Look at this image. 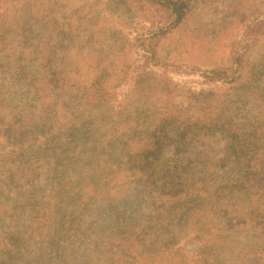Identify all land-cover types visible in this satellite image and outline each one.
Instances as JSON below:
<instances>
[{
	"label": "rangeland",
	"instance_id": "1",
	"mask_svg": "<svg viewBox=\"0 0 264 264\" xmlns=\"http://www.w3.org/2000/svg\"><path fill=\"white\" fill-rule=\"evenodd\" d=\"M174 1L182 7L183 18L157 44L163 59L158 64L142 55L154 47L142 41L151 26L148 15L125 0L0 3V173L15 166L18 154L6 137L17 134L19 122H30L34 107L43 108L50 97L68 93L69 86L75 88L76 98L82 96L87 102L85 98L97 88L100 98L92 105L97 135L188 137V143L177 146L166 140L160 160L167 166L178 164L182 175L191 174L197 183L194 188L206 191L196 195L200 202L192 208L193 223L174 231L152 228L144 234L111 231L154 216L159 205L156 195L142 198L138 191L143 188L134 186L123 202L96 196L85 212L89 232L75 249L79 264L264 263V75L258 73L250 88L235 87L233 81L206 82L202 76L206 70L228 65L246 44H250L246 69L234 63V76L264 69V30L258 36L249 33L258 20H264V0ZM92 82L99 86H91ZM37 89L45 94L34 95ZM80 117L88 119L86 112L69 114V120ZM222 137L247 141L244 148L253 154L256 167H244L229 156ZM109 148L119 151L121 169L131 180L128 153L117 142ZM21 157L26 160V154ZM90 166V161L78 165L73 175L71 165L64 167L62 178L72 190L62 202L65 227L81 209L82 185L76 177L90 172L88 180L96 191L118 189L104 173L92 175ZM51 169L40 168L47 173L41 183L49 181V187L57 178L53 165ZM216 188H226L222 192L226 196L208 200L219 194ZM229 188H233L230 193ZM14 262L0 254V264Z\"/></svg>",
	"mask_w": 264,
	"mask_h": 264
},
{
	"label": "trees",
	"instance_id": "2",
	"mask_svg": "<svg viewBox=\"0 0 264 264\" xmlns=\"http://www.w3.org/2000/svg\"><path fill=\"white\" fill-rule=\"evenodd\" d=\"M125 1L130 6L146 12L148 16L145 18L151 24L147 29L148 36L142 41H150L154 47L147 48L149 54L143 53V57L147 61L155 60V64L163 62L155 48L181 22L182 7L174 0ZM263 30L264 20L260 19L250 28L249 33L258 36ZM244 47L243 53L232 55L228 65L202 72L204 80L211 83L233 81L235 87H252L258 73L263 72L264 75V69L252 70L246 77L242 72L234 76V63L240 69H246L245 56L250 44ZM92 83L91 86L97 85L96 82ZM68 88V93H57L52 97L49 91L50 98L42 104L43 108L34 107V114L28 118L30 122L24 123L25 125L19 122V128L14 129L17 134L10 132L11 137H6L18 154L13 161L15 166L4 167V171L0 173V254L4 260H15L12 264H79L75 249L78 250L81 237L89 232L87 229L90 225L85 212L90 209L88 204L96 196L104 195L107 199L115 197L123 202L128 191L134 186L143 188L142 192L138 191L142 198L156 195L159 205L155 207L154 216H145L141 221H130L115 226L116 229L111 231L144 234L152 228L156 231H174L193 223L192 208L194 203L200 202L196 195L206 192L202 188H194L197 183L193 181L191 174L182 175L178 164L173 162V165L167 166L160 160L166 140L177 146L182 142L188 143V137H117L118 140L116 137H100L97 135L98 124L93 118L96 116L93 114L96 107L92 106L98 104V89H93L91 97L85 98L87 102H84L82 96L75 97L76 90L73 86ZM44 92L45 90L37 89L34 95L39 96L45 94ZM100 101L101 104L105 102L104 99ZM79 103L83 106L80 107ZM84 112L87 113L88 119L80 117L77 121L69 120V114L75 116L76 113ZM222 138L229 156H234L235 161L244 164V167H256L253 154L244 148L247 141H241L239 137ZM112 141L120 143L122 150L128 153V163L132 168L131 180L126 169H121L119 151L109 148ZM23 154H26V160L21 157ZM30 159L32 161L28 163ZM88 161L91 163L89 168L92 175L99 171L104 173L106 180H113L118 189L110 187L109 190L96 191L88 180L90 172L76 177L82 185L81 209L68 220L65 227V221L60 214L65 209L62 202L72 190L67 189V180L62 178L64 167L71 165L73 175L78 165ZM52 165V172L57 178L51 181L49 187V181L47 184L41 183V176H47V173L40 171V168L46 166L52 170ZM51 174H48L49 179ZM232 189L229 188L226 192L230 193ZM225 190L226 188L214 189L219 194L209 196L208 200L215 201L226 196L222 193ZM114 191L116 193L113 195ZM199 196L203 199V194ZM187 198L188 201H182ZM109 202L112 203L111 200ZM110 224L113 226V223ZM70 234H73V237ZM64 239L68 242L66 246L60 242ZM30 241L35 244V248L30 247ZM14 255L16 257H13ZM116 255V258L121 260L120 255Z\"/></svg>",
	"mask_w": 264,
	"mask_h": 264
}]
</instances>
